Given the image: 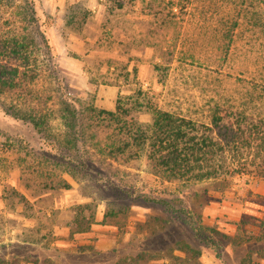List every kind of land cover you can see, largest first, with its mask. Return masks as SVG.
I'll use <instances>...</instances> for the list:
<instances>
[{"label": "rangeland", "instance_id": "obj_1", "mask_svg": "<svg viewBox=\"0 0 264 264\" xmlns=\"http://www.w3.org/2000/svg\"><path fill=\"white\" fill-rule=\"evenodd\" d=\"M25 1L33 10L32 0H0L2 23L27 25L19 10ZM153 4L104 0L100 21L78 33L84 34L83 42L68 37L53 43L51 18L40 25L34 15L28 30L40 44L37 84L47 90L45 95L54 96L45 137L5 114L7 99L0 100L5 195L24 204L9 183L13 181L29 187L32 196L46 194L41 209L51 214L52 225L65 221L70 228L65 237L69 251L61 257L67 264L193 263L175 250L182 245L199 251V264H239L248 251L264 248V178L250 173L167 182L143 152L127 162L98 153L108 130L86 122L84 110L113 111L119 95L138 87L150 93L159 109L199 122H208L215 105L264 120V0H188L186 10L165 25L160 24L167 20L168 9L153 18ZM64 33L73 31L66 28ZM61 101L72 105L84 124L70 135L58 116ZM139 120L150 119L140 114ZM74 137V146H67ZM247 160V170L264 171V151H252ZM24 207L35 213L31 205ZM93 224L114 226L115 246L101 252L88 245L87 254L80 255L85 247L78 244L77 231L90 230ZM52 234L46 242L55 243ZM103 235L111 236L109 230ZM17 251L24 262L52 264L33 259L30 248ZM174 256L182 261L175 262ZM6 257L0 264H11L15 255ZM248 257L253 264H264L255 253Z\"/></svg>", "mask_w": 264, "mask_h": 264}, {"label": "trees", "instance_id": "obj_2", "mask_svg": "<svg viewBox=\"0 0 264 264\" xmlns=\"http://www.w3.org/2000/svg\"><path fill=\"white\" fill-rule=\"evenodd\" d=\"M161 2L154 0L155 10H151L155 18L161 16L162 9H168L167 20L160 24L165 25L186 10L188 0H169L167 6ZM31 4L25 1L19 9L25 13V26L16 28L0 19V100L7 99L5 114L31 125L36 134L45 137L50 119L53 120L48 105L54 96L45 95L47 90L37 84L40 44L28 30L35 22ZM64 18L67 28L78 34L89 15L70 7ZM57 111L67 135L84 126L76 110L65 101L59 102ZM84 114L86 122L96 124L100 131L108 130L107 140L98 149L99 155L114 162H127L139 158L143 152L153 171L167 182H200L250 173L264 178V171L251 172L246 168L252 151H264V120L242 111L215 105L209 111L208 122H199L159 109L150 93L138 87L129 95H119L113 111L87 107ZM140 114L148 115L149 122H141ZM96 137L95 141L101 140ZM76 142V137L69 138L66 145L71 147ZM175 250L186 255L191 264H199V251L187 245ZM252 253L264 258V248H258L248 251L239 264H253L248 257ZM173 260L182 261L175 256Z\"/></svg>", "mask_w": 264, "mask_h": 264}, {"label": "crops", "instance_id": "obj_3", "mask_svg": "<svg viewBox=\"0 0 264 264\" xmlns=\"http://www.w3.org/2000/svg\"><path fill=\"white\" fill-rule=\"evenodd\" d=\"M35 16L40 25H42L47 18H51L48 31L52 34L53 43L57 40L63 41L68 37L79 39L82 42L86 38L82 34L64 33L67 28L65 25V13L72 7L80 12H86L89 19L85 23L83 29L87 25H95V22L100 21L103 15V1L104 0H32ZM55 32V35H54ZM55 36V37H54ZM57 39V40H56ZM60 55V51L57 53ZM11 186L16 188L19 196L24 204H29L34 207V212H29V207H24L20 201L12 202L5 195L4 182L1 178L0 172V259L7 261L9 254L15 255L12 258L11 264H38L36 260L24 262L20 260L23 256L17 253L21 247L31 249V257L39 259H49L52 264H67L61 257L67 253L68 240L65 237L68 235L69 227L66 222L56 223L52 225L51 214L41 209L42 203L47 201L46 194L38 197L32 196L28 192L29 187L24 188L18 182H9ZM14 188V189H15ZM40 210V212H39ZM109 230L111 236L103 235ZM114 226L93 224L90 230H79L77 235L79 238V245L85 247V251L79 253L80 255L87 254V247L91 245L94 249L101 252H111L115 246V239L113 236ZM116 231V230H115ZM56 237L55 243L46 242L50 234ZM52 234V235H53ZM40 237L42 239H37ZM46 237V238H45ZM92 239V241H90ZM15 249V251H13ZM10 250V253L8 254ZM13 251V252H12ZM8 254V255H7ZM6 255V256H5ZM38 255V256H37ZM17 259V260H14ZM84 264V263H83ZM95 264H102L96 262Z\"/></svg>", "mask_w": 264, "mask_h": 264}]
</instances>
